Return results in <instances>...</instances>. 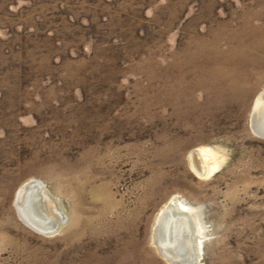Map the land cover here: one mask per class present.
Returning a JSON list of instances; mask_svg holds the SVG:
<instances>
[{
  "label": "rangeland",
  "instance_id": "obj_1",
  "mask_svg": "<svg viewBox=\"0 0 264 264\" xmlns=\"http://www.w3.org/2000/svg\"><path fill=\"white\" fill-rule=\"evenodd\" d=\"M261 91L264 0H0V264H174L152 239L173 196L197 264H264ZM31 178L55 234L17 210Z\"/></svg>",
  "mask_w": 264,
  "mask_h": 264
},
{
  "label": "bare ground",
  "instance_id": "obj_2",
  "mask_svg": "<svg viewBox=\"0 0 264 264\" xmlns=\"http://www.w3.org/2000/svg\"><path fill=\"white\" fill-rule=\"evenodd\" d=\"M251 121L254 131L264 132V91H261L254 101ZM206 150L204 148H196L189 153L191 167L200 174L208 173L215 166V162H212L211 165L209 163L206 164L208 162L207 158L210 156ZM197 159L202 162L199 163ZM30 180L40 181V179L36 178H31L27 181ZM27 181L16 191L15 204L17 205V210L20 216L27 222H31L30 224L33 226L45 228L42 225L41 219L37 217L35 209L28 210L26 208L25 198L28 195L27 192L31 190L30 187H27L30 184L25 187ZM43 202L48 205V200H44ZM57 204L60 210L65 213L58 202ZM63 224L64 221H61L55 229L42 233L55 234ZM204 230L199 209L196 206L182 203L177 196H173L170 201L164 204L156 217L152 239L159 253L165 256L168 262L182 264L188 261L197 264L200 257L201 245L205 237Z\"/></svg>",
  "mask_w": 264,
  "mask_h": 264
},
{
  "label": "water",
  "instance_id": "obj_3",
  "mask_svg": "<svg viewBox=\"0 0 264 264\" xmlns=\"http://www.w3.org/2000/svg\"><path fill=\"white\" fill-rule=\"evenodd\" d=\"M256 132L264 136V132H258V131ZM26 186L30 187L31 189L30 191L27 192L28 195L25 198L26 201L24 200L26 202L25 203V205L27 206L26 208H28V210H32V208L35 209V213L37 214V217L41 219L42 225L45 227V228H41V226H36V228L39 231L42 230L41 232H44V233H46L48 230L55 229L58 223H60L61 221H64V216H65L63 211L60 210V208L58 207V204L55 198L46 189L45 184L41 180L40 181H34V180L27 181L25 187ZM31 194L33 195L30 196ZM44 200H48V205L43 202ZM182 264H192V263L186 261V262H183Z\"/></svg>",
  "mask_w": 264,
  "mask_h": 264
}]
</instances>
